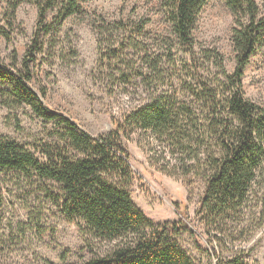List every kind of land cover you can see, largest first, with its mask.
<instances>
[{
  "label": "rangeland",
  "instance_id": "374dc122",
  "mask_svg": "<svg viewBox=\"0 0 264 264\" xmlns=\"http://www.w3.org/2000/svg\"><path fill=\"white\" fill-rule=\"evenodd\" d=\"M256 2L264 15V0ZM80 4V14L61 21H56V11L49 12L45 24L51 30L36 35L41 19L34 0H0V62L11 63L14 54L22 60L38 37L31 85L45 105L95 138L111 133L115 122L124 125L121 143L130 153L134 174L130 193L136 206L156 223L183 220L191 231L178 240L197 264H232L237 259L264 264V171L235 219L210 224L199 212L210 173L205 153L144 131L128 119L156 98L191 100L179 66L188 56L177 49L164 0H81ZM117 23L144 25L136 38L138 48L126 40L123 30L117 31ZM108 27H113L111 33ZM233 27L234 15L225 0H208L194 29L198 54L218 52L228 73L235 68ZM110 46L121 49L120 57L102 63ZM157 54L163 55L166 65L173 59L178 62L168 65L162 78L149 67ZM204 64L209 68L206 76L220 73L212 63ZM243 88L248 100L264 108V48L247 66ZM58 129L29 106L9 107L0 98V134L37 155L42 145L56 141ZM59 188L54 180L31 171L0 169V264H85L111 251L112 243L86 233L63 214L50 194Z\"/></svg>",
  "mask_w": 264,
  "mask_h": 264
},
{
  "label": "trees",
  "instance_id": "16d2710c",
  "mask_svg": "<svg viewBox=\"0 0 264 264\" xmlns=\"http://www.w3.org/2000/svg\"><path fill=\"white\" fill-rule=\"evenodd\" d=\"M80 2L34 0L41 19L36 35L51 30V25L45 24L49 12L56 11V21H61L80 14ZM207 2L164 0L177 49L188 56L179 66L184 73L182 85L191 100L170 95L156 98L128 119L144 131L171 137L184 148L205 153L210 173L199 212L215 225L235 219L246 208L254 183L264 171V108L248 100L243 88L247 66L264 48V15L256 0H225L234 15L231 40L235 68L228 73L218 52H197L194 29ZM16 10L14 6L12 18ZM114 27L123 30L126 40L138 48L136 38L144 25L117 23ZM112 28L108 27L110 33ZM38 48L36 37L22 60L14 54L11 63L0 62V98L9 107L29 106L38 117L55 122L59 126L57 139L42 145L37 155L0 134V169L31 171L54 180L59 192L50 194L63 214L86 233L113 244L107 255L85 264H197L178 240L183 232L191 231L183 220L156 223L133 202L130 153L121 143L124 125L115 122L111 133L95 138L71 118L45 105L31 85ZM120 50L107 47L102 63L119 58ZM205 61L219 68L216 77L206 76L209 68ZM177 63L173 59L168 65L175 67ZM168 65L163 55L157 54L149 67L156 78H162ZM231 263L243 264L238 259Z\"/></svg>",
  "mask_w": 264,
  "mask_h": 264
}]
</instances>
